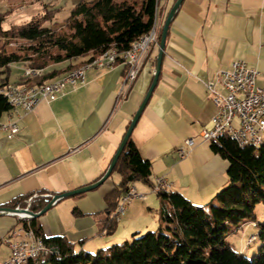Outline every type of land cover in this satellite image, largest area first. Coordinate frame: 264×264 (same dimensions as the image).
<instances>
[{"label": "crops", "instance_id": "crops-1", "mask_svg": "<svg viewBox=\"0 0 264 264\" xmlns=\"http://www.w3.org/2000/svg\"><path fill=\"white\" fill-rule=\"evenodd\" d=\"M174 2L157 0L154 24L160 34ZM157 53L158 45L148 52L136 80L124 88L122 99L118 94L125 65L118 60L110 69H85L82 83L68 85L54 100H40L29 112L16 107L3 113L0 123L16 119L19 131L10 136L0 128V207L17 201V207L30 209L33 202L101 178L152 82ZM235 60L255 68L256 84L264 86V0H182L169 24L157 82L130 134L151 164L152 185L135 181L132 185L144 198L132 200L108 229L107 198L119 181L112 170L100 185L61 198L34 218L43 234L64 236L76 252L95 253L133 233L156 231L163 226L162 214L172 209L153 190L156 178L194 204L213 200L227 182L228 162L200 137L212 127L216 111L207 84ZM21 76L18 70L9 81ZM214 88L226 93L220 84ZM188 138L194 140L190 149ZM180 148L186 149L183 156ZM25 219L30 218L0 214V264L11 253L4 239L13 240V232L29 224Z\"/></svg>", "mask_w": 264, "mask_h": 264}, {"label": "trees", "instance_id": "trees-1", "mask_svg": "<svg viewBox=\"0 0 264 264\" xmlns=\"http://www.w3.org/2000/svg\"><path fill=\"white\" fill-rule=\"evenodd\" d=\"M156 7L157 0H80L70 10L63 28L44 25L45 19H32L3 30L0 15V89L7 85L41 86L108 50L127 51L133 41L152 28ZM12 38L22 45L6 51L2 40ZM14 63L42 72L22 77L18 84H7ZM60 63L65 65L50 68ZM10 108L7 97L0 93V117ZM210 147L228 162L226 185L214 196L216 205L209 202L210 213L177 191L158 190V196L172 207L161 216L163 226L140 235L133 233L131 241L112 244L95 253L76 252L64 236L47 237L34 218L25 219L50 250L29 264H264V223L257 224L256 238L261 243L251 258L235 250L226 239L230 227L254 220L256 204H264V137L258 146H241L222 135L210 141ZM113 171L119 181L107 198L110 212L118 202L110 199L120 197L135 181L152 185L151 164L141 156L131 135ZM47 201L44 198L38 204L33 202L30 209L36 212ZM16 205L17 201L10 206ZM109 218L107 228L112 229L116 220Z\"/></svg>", "mask_w": 264, "mask_h": 264}, {"label": "built area", "instance_id": "built-area-1", "mask_svg": "<svg viewBox=\"0 0 264 264\" xmlns=\"http://www.w3.org/2000/svg\"><path fill=\"white\" fill-rule=\"evenodd\" d=\"M158 36L159 28L156 25L154 31L147 34L146 38H138L133 41L129 46V50L122 53L117 52L111 55L110 59L84 69L93 67L110 69L118 60H121L125 65V74L118 96L119 99H122L125 94L124 88L130 86L136 80L148 52L153 46L158 45ZM24 74L27 73L24 72ZM257 75L258 71L249 67L244 60H235L229 70H219L215 80L208 82L207 86L216 111L212 117V127L203 129L200 132V137L203 140L212 141L222 135H227L241 146L249 145L250 142L258 140V135L261 129L264 128V86L256 84ZM83 81L84 78H78L77 71L66 81L56 82L55 85H50L39 90V92H35V98L33 99H23V90H19L13 92V98H7V100L11 108L19 107L24 112H29L34 109L40 100H54L64 94L68 85L75 86ZM215 84L222 85L226 93L218 92L214 88ZM0 128L10 136L16 135L19 131L17 120L13 118L0 123ZM193 144L194 140L192 138L185 140L188 149ZM179 153L183 156L186 149L180 148ZM152 188L155 191L166 190L169 188V184L162 178H156ZM35 196H37L36 193L30 195L27 198L28 202L30 203ZM143 198L144 195L139 193L131 184L111 210V218L118 220L125 214L132 200ZM13 235L15 236L13 240L4 239L10 246L11 253L9 258L2 264H29L50 251L43 239L27 223L14 231Z\"/></svg>", "mask_w": 264, "mask_h": 264}, {"label": "rangeland", "instance_id": "rangeland-1", "mask_svg": "<svg viewBox=\"0 0 264 264\" xmlns=\"http://www.w3.org/2000/svg\"><path fill=\"white\" fill-rule=\"evenodd\" d=\"M78 1L80 0H0V15L3 17L2 28L3 30H8L12 27L25 24L32 19H45L46 21H43L44 25L63 28L65 19L69 16L70 10ZM2 41V45L6 51H12L22 45L21 41L13 38ZM27 68L29 69V67L20 63L12 64L10 78L16 76L18 70L21 71L22 76L18 77L15 81H9L8 78L7 84H18L21 78L25 77L24 72ZM66 74L67 72L59 74L57 79L65 77ZM55 79L49 81L52 82ZM16 86L20 87L21 85ZM210 201L213 202V205H216V199L197 200L195 204L203 206L206 212L210 213ZM254 213V220H246L238 227H230L226 236V239L232 244L234 249L248 258H251L257 252L261 243L256 236L259 230L257 224L264 223V204L262 202L256 204ZM146 231L148 230H142L139 232V235ZM122 239L120 242L125 240L124 238ZM131 239L132 236H128L126 241H131Z\"/></svg>", "mask_w": 264, "mask_h": 264}, {"label": "water", "instance_id": "water-1", "mask_svg": "<svg viewBox=\"0 0 264 264\" xmlns=\"http://www.w3.org/2000/svg\"><path fill=\"white\" fill-rule=\"evenodd\" d=\"M182 0H175V2L173 3V5L171 6L169 12L166 15V18L164 20L162 29H161V34H160V39H159V43H158V53L156 56V65H155V70L153 73V78H152V82L139 106V108L137 109V111L135 112V114L133 115L126 131L125 134L115 152V154L113 155L108 168L106 169L105 173L101 176V178H99L97 181L86 185V186H82L80 188L68 191V192H64L61 194H55L53 196H51L50 200L47 201V203L43 206V208H41L38 211H33L29 208H22V207H0V214H17L20 216H24L27 218H36L38 216H40L41 214H43L44 212H46L49 208H51L55 202H57L59 199L70 196V195H74V194H78V193H82L85 191H88L98 185H100L112 172L114 165L121 153V151L123 150L126 141L128 139V137L130 136L138 118L139 115L141 114L143 108L145 107L151 93L153 90V87L155 86L156 82H157V78L159 75V71H160V67H161V62H162V57H163V53H164V48H165V41H166V36H167V31L169 28V24L175 14V12L177 11L180 3Z\"/></svg>", "mask_w": 264, "mask_h": 264}, {"label": "bare ground", "instance_id": "bare-ground-1", "mask_svg": "<svg viewBox=\"0 0 264 264\" xmlns=\"http://www.w3.org/2000/svg\"><path fill=\"white\" fill-rule=\"evenodd\" d=\"M155 24H153L150 31L144 35H142L140 38H146L147 34L152 33L154 31ZM129 50V49H128ZM116 50H108L104 52L99 58H96L92 61H90L87 64H82L81 67L71 70L66 74L65 77H62L60 79H57L55 81H52L50 83H45L44 85L39 86H28V85H21L20 87L16 85H7L4 88L0 89V93L4 94L7 98H13V92L23 90L22 91V98L23 99H33L35 98V92H39V90L49 87L50 85H55L56 82H64L67 79H69L74 73H77L78 71V78H83V72L84 68L90 67V66H96L101 63L103 60L110 59L111 55L116 54ZM27 74H24L25 77H32L41 74L42 70L40 69H33V68H27L25 71ZM264 137V128L261 129L260 134L258 135V140L255 142H250L249 145H260Z\"/></svg>", "mask_w": 264, "mask_h": 264}]
</instances>
